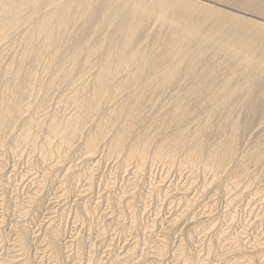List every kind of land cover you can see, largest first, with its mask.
<instances>
[{"label": "bare ground", "instance_id": "obj_1", "mask_svg": "<svg viewBox=\"0 0 264 264\" xmlns=\"http://www.w3.org/2000/svg\"><path fill=\"white\" fill-rule=\"evenodd\" d=\"M204 1L227 7V9H232L244 16L224 14L223 9L220 10L208 3L205 4L198 0H0V45L1 43L3 45V41L7 40L9 38L8 36L14 34L15 30H18L19 33V31H23L22 28H24L29 36H25V33L22 34L23 31L20 33L26 38L23 36L25 39L22 40L23 38L21 36L22 39H20L23 42V44H21L27 48L26 50L24 49L25 51L23 50L22 58H19L22 59L20 62L23 64L24 61L26 62L24 64L25 66L28 64L27 62H30L28 60L32 59H29V57H31L33 53L37 55L39 52L41 53L43 49L47 51L45 52L43 50L45 53L49 51L50 55L48 56H51L49 57L50 67L56 60L63 58L61 59L62 61H59L60 65L57 64L59 66L56 68L59 70L58 72L56 71V74L54 71L55 75L53 78L50 75H53L54 69L50 70V72L52 71L50 73L49 69L51 68L49 67L48 69L49 65L47 64V66L45 64L48 73H50L48 75L51 81H49L50 83L48 82L49 85L46 83L45 90L47 92L45 96L50 94V90H54L51 95L54 96L56 93L58 99L51 95H49V98L51 96V98L57 100V104L55 105L63 106H60L61 108L58 109H55V107L52 108L54 112H49L48 114L47 112L49 111L50 105L48 108H46L47 105L45 103V106L39 105L37 112L44 115H41L42 117L39 121L36 119V126L34 128L37 132H33L34 128L31 124L35 121H33V119H35L36 114L34 118L32 117L33 119L31 116L26 118L28 111L23 110L20 103H24L27 98L22 99L23 102L17 103L19 101V96L15 94V91L17 88H20V78H23L26 74L30 78L31 76L33 77L31 73L34 72L30 70L36 66L34 63L37 61L31 62L35 65H33V67L30 63L27 65L29 68L30 66L32 67L29 70L30 73L26 71L27 67L25 68V66H22V63L15 62L14 53H12L13 58H11L7 53L9 50H4L7 51L5 53L11 58V62L6 65V68H3L4 71L1 70L2 73H4V75L1 76L5 78L4 76L10 75L14 83H11L13 85H8V83L5 84V79L2 80V78H0L2 83L4 82L3 84L8 87L11 86L9 88L4 87L6 91L0 88L1 91L4 92L3 95L1 94L2 92H0L2 95H0V146L4 148V145L10 141H8V139L14 137L12 139L15 142L14 150L19 148L23 152V149L26 148L34 150L39 148L45 156H54L53 154L55 152L57 153L55 147L62 145L65 146L66 151L64 154L66 155L67 153V158L69 156L68 154L71 153L73 149L76 151L74 147L79 144L86 162L92 164L90 168H98L101 162V160H98V156L100 155L102 145L106 144L108 155L116 156L118 159L120 158L122 160L120 168L124 173L131 174L132 178L135 180H143L150 176L152 187H155L159 183L154 180V174H151V169L156 163H162L169 171L175 169L178 172L180 170H187L193 173V175L195 173L197 174L199 171L206 172L207 174L210 173L212 175L211 179L209 182L204 183V187L202 186L205 192L217 185L221 188V183L218 181L221 177L220 175L230 174L227 178L224 176V182L222 181L224 183L222 186L225 191L227 192V190H230V193L233 192L231 197L227 200L226 211L217 214L218 217L216 218V215L213 216L215 204L214 206L210 204L212 205L210 206V213L207 212L208 214H205L207 217L209 215L208 225L204 227L202 224H198L202 225L203 231L210 230L206 232H213L214 235H212L214 238L220 236V239L225 240L221 235L215 233L217 224L215 223L216 225H214V222L218 220V223L220 221H232V212H234L233 210L237 208L239 203L242 204L241 201L244 195L248 194L247 196H251L250 198L253 197L251 199L252 201H256L254 199L257 197L256 192L262 188L257 187L263 184L264 181V116L261 113L264 112V23L245 17H255L264 21V0ZM11 31L13 33L9 35ZM33 40L36 41L35 45L32 43L34 42ZM16 43L10 46L13 47V45H16L17 47ZM7 44L9 45V43ZM31 44L34 45L31 49L35 48V51L32 50L30 55L28 52L30 49L28 47H30ZM2 48L4 49L5 47ZM19 48H22V46L20 47L19 45ZM3 49L0 50L2 51ZM10 51L12 50L10 49ZM13 51L16 52L17 50ZM5 53L4 55L2 52L0 54L5 56ZM16 55L18 56V54ZM37 56L41 55L38 54ZM42 57H36V59H41L43 61ZM44 57L47 56L44 55ZM44 59L47 60L46 58ZM2 60L0 61L2 62ZM33 60L35 61V58ZM41 60H39V62H41ZM8 61L6 60L5 62L7 63ZM44 62L47 63L46 61ZM1 64L4 65L5 63L3 62ZM81 64L85 66L83 68L87 69V71L89 68L94 70L91 78L85 81V83L83 82L82 85L81 81L84 80L81 79L84 73L81 74L77 72L76 74H80L78 79L77 75L74 73L75 70L77 71L78 66H82ZM20 65L22 68L24 67L25 70L22 69ZM42 66L44 67V65ZM35 68L37 69L38 66ZM35 68L33 70L36 71ZM83 68L81 69L83 70ZM125 74L124 80H117L119 76ZM28 77L27 79L23 78L24 80L22 83L26 80L25 84H29ZM42 77L41 75L38 79ZM30 80L31 79H29V81ZM34 80H36V78ZM34 80L32 78L30 82L32 83ZM39 81L41 83L42 80L40 79ZM45 81L46 79L44 78V85ZM78 81H80V83ZM16 83H19V86H15L17 85ZM40 83L38 84L36 82L38 87ZM76 83H79L80 86ZM25 84L22 86H25ZM64 85H67L66 89L62 87ZM32 87L34 88L33 85ZM28 88H31V86ZM22 89L23 88H20V90ZM37 89L39 88H36V90ZM25 90L27 91V89ZM26 91H24V89L22 92L20 91V93H23L22 95L20 94V97H23ZM31 92L33 94V91ZM31 92L29 94H31ZM14 94L18 97L17 102L14 101ZM122 94H124L123 96H125V99H129V102L132 101L131 99H134V102L132 101L133 104L127 106V111L125 108L124 110L126 112H123V107L127 105L124 101L123 103L125 105L122 104V108L115 107L116 109L110 118L105 116V121L102 122V124L104 123V127L99 126V128L97 127L95 130L90 129L88 126H90L92 122V125H94V119L98 118L99 115H104L105 112L101 114L102 109L105 111L103 106L106 107L105 104L107 105V102L112 103L114 100L118 101ZM158 94L159 96L162 94L166 96L159 97ZM45 96L43 98H45ZM81 97L84 100L82 103H78ZM117 97L118 99H116ZM122 98L120 97V99ZM128 99L126 101H128ZM146 99L148 102H146ZM42 100L41 102H46V100ZM119 102L121 103V100ZM143 102L150 103L151 106ZM111 103H109L108 108L115 105L114 102L112 103L114 105ZM9 104L12 106L16 104L15 108L8 109L7 107ZM51 105H53V103H51ZM144 105L149 109L148 112H146L147 110ZM72 107H74V111L70 112ZM128 107L130 108L128 109ZM143 107L145 111H142L145 113H142H144V115L149 113L150 115L148 117L151 118L152 121H142L139 112H141ZM144 115L142 118H144ZM147 115L145 119H147ZM259 115H261L260 118L263 116L261 119L262 121L258 119ZM99 118H102V116H99ZM119 120L121 121L117 122ZM22 122H24L23 125H21ZM196 123H199L200 126H197ZM253 130H257L258 134L256 132L254 134ZM250 131H253V136L249 133ZM40 132L42 134L40 135L43 136V140L40 139V136V138L37 136ZM245 135H248V137L251 136L252 139L244 138ZM160 136H163L162 139L155 143L154 139L157 137L159 139ZM38 139L42 141L38 142ZM240 140L241 145L239 143ZM242 141L245 143V146L243 145L245 148H242ZM237 145H240V147L242 146L241 149L239 148L240 152L243 150V153L241 152V154H243L241 160L238 159L240 155L237 154V152L239 153ZM21 150H18L19 153H21ZM61 153L57 155L59 160L57 163H65L68 161V163H65V172L63 175V197H65L71 195L70 193L76 189V185L81 178H92V176L91 174L89 175L87 171L81 172L76 170L78 167H75V164L72 165L70 163L71 161L69 162L71 157L65 159V157L61 156ZM105 156H107V154H105ZM99 159H101V157ZM132 160H135V163L134 167L130 168ZM129 178H131V176ZM115 179L112 181L109 180L108 186H113L114 188ZM246 179H248V182L245 187L239 190L240 181ZM167 180L166 178V181ZM161 185L162 184H159L157 186L160 187ZM192 185L193 183H190L188 185L189 188L185 186L183 189L181 188V192L177 193L179 198L181 197L182 200L186 201V205L183 206L185 208L187 206V210H191L196 203V200L189 197L190 190H192L190 186ZM167 187L168 189L171 188L170 185ZM218 187H216V191L222 190L223 188L219 189ZM254 187H256V189ZM232 189L236 192L232 191ZM111 190L113 191L114 189ZM111 190L109 189L110 192H108L109 194L107 193L108 195L107 197L105 196V198L108 205L113 209L120 206L125 198L123 199V195L120 197L123 191L118 195L119 192L114 193V191L111 192ZM127 191H129V189H127ZM165 192L168 193V191ZM84 194L85 192L82 195ZM167 197H169V195ZM210 197L211 196H209V198ZM128 202L129 201L125 204H128ZM124 208L128 209L127 215L129 214L130 216L131 224L137 229L139 223L137 221L138 216L136 212L138 211L133 210L130 205ZM262 210L263 214L261 213L262 216L260 217L263 222L264 208ZM113 211L114 209L112 210V215H114ZM65 212V209L57 211V209L54 210L53 208L50 213H53V215L55 214V217L50 219L51 221L46 224L43 234L47 242V251L58 261V264H60L59 260L63 256L61 250L62 244L60 242L63 241V239H61L62 233L60 225L66 214ZM93 212L94 208L90 203L82 201L75 212V218L90 223V220L92 221L91 216ZM182 213L184 214V212ZM179 214H176L175 219L169 221V224L173 227L179 225L183 218H185L181 212H179ZM206 216L204 218H207ZM201 217L203 218V216ZM197 222L199 221L197 220L194 224L197 225ZM145 230L146 233L143 232L144 245H149L151 242L148 240L149 229L145 228ZM202 230L193 228L192 230H187L184 235L182 234L183 238L180 243V254L177 255L180 257L179 264H204L206 259L203 258L204 255L200 253L202 251L196 246L198 245L197 236L200 235L199 233L203 232ZM255 237L254 244L252 242L253 247L250 249L252 250L251 252L243 245L245 242L241 245L243 241L241 240L242 238L239 239V236L238 238L236 236L230 242L228 240L229 244L225 241L232 251H230V256L233 255L240 260L244 259V261L239 264H257L260 256L264 254V238ZM28 240L27 229H19L14 244L18 250H16L17 255H14V258L12 257L13 259L10 260L12 264H31ZM165 242L160 247L155 246L157 251L154 250V254L151 253L153 255V257H151L153 260L152 264H160L163 259L167 257ZM139 245L140 242L137 240L128 250L117 254L107 262L102 260L99 264H142L146 259L142 260L141 257H137ZM227 252L229 253V251ZM139 258H141L142 261L138 260ZM88 264L93 263L89 262Z\"/></svg>", "mask_w": 264, "mask_h": 264}, {"label": "rangeland", "instance_id": "obj_2", "mask_svg": "<svg viewBox=\"0 0 264 264\" xmlns=\"http://www.w3.org/2000/svg\"><path fill=\"white\" fill-rule=\"evenodd\" d=\"M198 1L199 2H203L205 4L208 3L209 5L214 6V7L218 8V9H220V10L223 9V13L224 14L244 16L241 13L236 12V11H234L232 9H229V8L227 9V7L218 6V5L214 4V3L207 2V1H204V0H198ZM245 17H247L249 19H252L254 21H259L261 23H264V21H262V20H260L258 18H255V17H250V16L249 17L248 16H245ZM22 29H23L24 32L19 29L20 30L19 33H18V30H15V31L13 30L15 33L12 34L13 32L11 31L9 33V35L12 34L11 35L12 38H11V36H8L10 39L8 38L7 40H4L3 41V45H2V43L0 45L1 46L0 49H3L2 47H5L2 51L0 50L2 52V54L4 55V53L9 50L7 52L8 55L11 56V58H13V55H14V57H15L14 60L17 63L22 60L21 58L23 56V50L24 49L26 50V48H27V47L25 48L22 45L23 44L22 40H24L26 38L25 36H29V35H27L28 32L26 31V29H24V28H22ZM16 31H17V33H16ZM20 32L21 33L23 32L22 34L25 33L26 35L25 36L24 35H21ZM21 36H22L23 39L21 38ZM6 42L9 43V45ZM10 42H13V43H10ZM16 42H19V43H16ZM15 43L17 44V47H16V45L15 46L13 45V47L10 46V45L15 44ZM32 43L35 45L36 44V41H34ZM33 44H31V46L28 47L30 50L27 49L28 52L30 53V55L32 53V50L35 51V48L34 49H31V47L34 46ZM7 45H8V48H7ZM19 45H20V47L22 46V48H19ZM9 47H11V48H9ZM10 49L12 51H10ZM4 50H7V51H4ZM13 50H17V51L14 52ZM43 50L45 52H47L45 49H43ZM43 50H41V53L40 52L38 53L41 56H37L38 55L37 53H36L37 55H35L33 53L34 55L32 54V56L29 57V59H31V58L32 59L31 60H28L30 62H27L28 64H26V66L24 65L26 63L25 61H24V64L22 62H20V63L23 64L22 66H25V68L27 67V65H29V63H30V65L32 67H33L34 64H36V66L34 65L35 67L38 66L37 69L35 67H33V69L35 68L36 71L33 70V69L30 70L32 68L31 66H30V68L27 67L28 70L26 69L27 72L29 70L32 71V72H34V73H31L29 71L31 74H33V77L31 76V78H30V77H28L27 74H26L27 76L25 75L26 77L25 76L23 77L25 79H27V77H28L31 80H32V78H33V80L36 78V80H34V82L32 81V83H34V84H32L30 82L31 80L29 81V79H28L29 84H32L35 89L32 87V85H29L28 83L25 84V81L26 80L22 83V81L24 80L23 78H20L19 79V80H21V81H19V83H21V84H19V83H16L17 85L14 84L15 86H19L20 85L19 87L20 88H23L24 91H26L25 89H27V91H26L27 93L24 92L23 97H20V94L21 95L23 94V93H20V91L22 92L23 89L20 90V88L18 89L16 87L17 90L15 91V94L16 95L18 94L17 96H19V101H18V97H16L15 94L13 96H14V99H15L14 101H16V102L18 101L17 103L23 102L22 99H24V98L25 99L26 98L28 99V100L26 99L24 101V103H20V104H21L23 110L28 111L27 112L28 114H26V118L29 117V116H31V118L32 117L34 118V116L36 114L35 119L32 118L33 121L35 120L31 124V126L33 128L36 126V124H35L36 121H37L36 119H38V121H39V119H41V117L44 115L42 113L39 114L37 112V109L39 108V105L42 106L45 103L47 105L46 108H48V106L50 105L49 106V109H48L49 110L48 112H47V109H46V112L48 114H49V112L50 113L54 112L53 111L54 109H52V108L55 107V109H58V108H61L60 106H63V105H55V104H57V100H55V98H51V96H53V95H51V93L54 92V90H50L49 91L50 94H48L47 96H45L46 95V92H47L45 90L46 83L48 84V82L50 81L48 74H50L52 72V71L50 72V70L54 69L53 70V73H52L53 75H50L52 78L54 77V75L56 74V71L58 72V70H59V69L57 70L58 66L60 65V62L59 61L61 59H63V58H60V60L59 59L56 60L54 63H52V65L50 67L49 57H51V56H48V55H50L49 54V51H48V53H45ZM3 51H4V53H3ZM17 52H19V53H17ZM7 53H5L6 54L5 55L6 57L5 56H2V54H0V57L1 56L4 57L7 61L10 59L6 63L5 62L6 60L4 58H2V57L0 58V60L3 59L2 62L1 61L0 62L1 63H3V62L5 63L4 65H2L0 63V66L1 65L3 66V67L1 66L2 69L0 68V72L1 73H2V71H4L3 68H6L7 67L6 65L9 62H11V58H9V56L7 55ZM9 53H11V54H9ZM12 53H14V54L12 55ZM16 54H18V56ZM42 55H43V57H42ZM44 55H46L48 58L47 57H44ZM33 56L35 58V61L33 60L34 59ZM19 57H21V58H19ZM36 57H38V58H41L42 57L43 61L41 59H38L37 60ZM44 58H46L48 61L45 60ZM39 60H41V62H39ZM32 61L33 62H36L37 61V62L33 64V63H31ZM44 61H46L47 63H45ZM42 62H43V64H42ZM45 64L46 65L47 64L49 65V66L47 65L48 66V69H49V67L51 68V69H49V72L50 73H48V70L46 69L47 67H46ZM57 64H59V65H57ZM42 65H44V67ZM53 65H55V66H53ZM22 66H21V68H22ZM78 67H77V71L75 70L74 73L75 74L77 72L78 73L80 72L81 74L84 73V74H82L83 77L81 79V80H84V81H81V85H82L83 82L85 83V81H87L88 79L91 78V76L93 75L94 70L92 69L93 70L92 71L89 68L88 71H87V69L83 68V67H85L83 65L80 66L79 68ZM81 68H83V70ZM22 69H24V67ZM79 69H81V70H79ZM43 70H46L47 72L46 71H43ZM54 71H55V74H54ZM90 71H92V72H90ZM42 72H45V73H42ZM1 73H0V76L1 75H4V73H2V74ZM39 73H40V75H39ZM41 75L43 77L40 78V79L42 80L41 83H43V84H41L40 81H39L40 79H38L39 77H41ZM46 75H48V76H46ZM76 75H77V79H78L80 74H76ZM36 76H38V77H36ZM44 76H46V77H44ZM125 76H126V74L123 75V76L121 75V76L118 77L117 80H124L125 79ZM4 77L5 78H2V76H1L0 78H2V80L5 79L4 80L5 81V84L8 83V85H13V84H11L13 82V80H11V76L10 75L9 76L6 75ZM6 77H7V80L9 79L8 81L6 80ZM86 77H87V79H86ZM44 78L46 79L45 85H44ZM47 79H48V81H47ZM35 81L38 84L40 83V86L39 87H38V84H36ZM78 82L80 83V81H78ZM3 83L1 81L0 88L1 89L2 88L4 89V87L7 88L8 86H6ZM79 83H76V84H78V86H80ZM24 84H25V86H22ZM41 85H42V88H41ZM29 86H31V88H28ZM35 86H37V87H35ZM64 86H62V87L66 89L67 85H64ZM9 87H11V86H9ZM36 88H39V89L36 90ZM63 88H62V90H63ZM1 89H0V92H2ZM32 89H34L35 91L32 90ZM18 90H19V93H18ZM42 90H43V92L45 94L42 92ZM3 91H6V90L4 89ZM31 91H33V94H32ZM30 92H31V94H29ZM3 93L4 92H2L1 94L3 95ZM25 93L27 94V96H26ZM28 95H30V96H28ZM49 95H51L50 98H49ZM123 95L124 94H122L121 96L119 95L121 98L123 97L122 99H120V97L118 96L119 97V100L118 101H116V100L113 101L115 103V105H117V106H115L114 104H112L113 102L112 103L111 102H107V105L105 104V106L107 107L108 113L106 111V107L103 106V108H105V111L102 109V113L101 114H103L104 112L105 113H104V115H99V116H102V118H99V116H98V118H99L100 121L98 120V118H95L94 119V125H92L93 122L91 124L92 125V128H91V125L88 126V127L90 129H94V130L97 127L99 128V126L100 127H102V126L104 127V125H103L104 123L102 124V122L105 121V118L107 116H108L107 118H110L113 115V113H114V111L116 109L115 107L122 108L123 105L127 104V105H125L123 107V112L125 111L124 110L125 108H126V111H127V106L129 104H130L129 106H131V104H133L132 101L134 102V99H131L132 101L129 102V99L128 98L125 99V96H123ZM44 96H45V98H43ZM158 96H159V94H158ZM160 96L163 97V96H166V95H163L162 94ZM53 97H57V94L55 93ZM118 97L116 99H118ZM46 98H48V99H46ZM81 98L79 99L80 102L78 101V103H82V101L84 100L83 98L82 99ZM42 99L46 100V102L44 100H42ZM57 99H58V97H57ZM127 99H128V101H126ZM41 100L44 101V102H41ZM47 100H49V101H47ZM120 100H121V103L119 102ZM51 101H53V102H51ZM115 101L117 102V104H116ZM143 101H145V100H143ZM16 102H14V103H16ZM146 102H148L147 99H146ZM146 102H143V103L149 104L148 106H151V104H153L150 101L149 102L151 104L150 103H146ZM51 103H53V105H51ZM109 103H111L112 105H114L113 106L114 107V110H113V107H109L111 109L108 108ZM143 103H142V105H143ZM15 105L13 104V106H12L11 104H9L7 108L8 109H11V108L13 109V108H15ZM144 107L146 108L145 105H144ZM144 107L141 109V112H139L140 113L139 116L141 117L142 121H148V122H150V121H152V119L148 117L150 115L149 113H146L144 115V113H145L144 112L145 111ZM72 108H73V110H72ZM72 108H71V110L70 109H68V110H70V112L71 111L73 112L74 111V107H72ZM129 108L130 107H128V109ZM142 110H144V111H142ZM146 110H147L146 112H148L149 109L146 108ZM109 111H110V113H109ZM142 112H144V113H142ZM67 113H69V112H67ZM261 113L264 116V112H261ZM142 114L144 115V118H142V116H143ZM146 115H147V119H145L146 118L145 117ZM260 116L261 115H259L258 119L260 121H262L261 119H262L263 116L261 118H260ZM103 118H104V120H103ZM120 121L121 120H119L117 122H120ZM263 121H264V118H263ZM30 122H32V121H30ZM99 123H101V124H99ZM23 124H24V122L21 123V125H23ZM95 125H96V127H95ZM198 125L200 126L199 123L197 124V126ZM34 131H36L35 128H34L33 132ZM253 131H254V134H255V132L256 133L258 132L257 130H253ZM253 131L252 132L250 131L249 133L252 134ZM40 134H41V132L37 136L38 137L40 136L41 138L40 137L39 138L43 140V138H42L43 136H41L42 134L41 135ZM245 136H244V138L252 139L251 136L250 137H248V135H245ZM252 136H253V134H252ZM162 137L163 136H160L159 139H158V137L156 139H154L155 143H157L158 140L162 139ZM13 138L11 137L10 139H8V141L9 140L10 141L9 142L7 141L8 143L6 142L7 144H5L6 146L4 145V148H3V146L2 147L0 146V175H1L0 176V198H1L0 199V223H1L0 224V264H7V263L8 264H12L10 262V260H12L14 258V255H17V251L16 250H18L17 247H15V245H14L15 244L16 235L18 234L19 229H23V228L27 229V233H28V239H29L28 240V242H29L28 243L29 244V247L28 248H29V251H30L29 252L30 253L29 256H30V259H31V264H58V261L54 257H52V254L50 252L47 251V242L45 241L46 239L44 238L45 236L43 235L46 224L49 221H51L50 219H52L53 217H55L54 216L55 214L53 215V213H50L53 208H54V210L57 209V211L60 210V209H65V211H66L65 212L66 214L64 215L63 220H62V223L60 225V227H61V233H62L61 234L62 235L61 236V239H63V241H64V242L63 241H60L61 244H62V246H63V247L61 246V250H62L63 256H62V258L60 257L61 258L59 260V263L60 264H88L89 262H91L93 264H99L102 260L104 262H107V261H109V259H111L112 257L116 256L117 254H120V253L124 252L125 250H128L129 248H131L137 242V240H138V242H140V245H139V248H138L139 251L137 250V257H141L142 260L146 259L145 261L142 262V264H152V261L153 260H152L151 257H153L152 254H154V250H156L155 246L156 247H160L161 245L164 244L165 241H166L165 242V244H166L165 245L166 246L165 247V250H166V256L167 257L165 259H163V261L160 264H179L180 263V261H179L180 260L179 259L180 257H178L177 255L180 254V243H181V239L183 238V235L187 232V230L189 231V230H192L193 228L202 230L203 229L202 228V225L204 227H206L208 225L209 215H208V217L206 215L208 213H210V206H212L210 204H213V206L215 204V206H214L215 212H214L213 216L216 215L215 216L216 218L218 217L217 214H220L222 212H225L226 209H227V206H226L227 205L226 204L227 203V200L233 194V192L230 193V190L229 191L227 190V192H226L225 189H224V187L222 186V184H224L223 183L224 182V176H226V178H227L228 176H230V174H225L223 176L220 175L221 177L219 178L218 181L221 183V185L219 183L220 187L221 188L223 187L222 190L216 191L215 189H217L216 188V187H218V185H217V186H215L213 188H210L209 190H211V191L207 190L205 192L203 190V187H204L203 185H205L204 183L209 182V180L211 179V176L212 175L210 173L207 174L206 172L204 173V172L199 171V172H197V174L195 173L193 175V173H190L187 170H183V171L180 170L178 172L175 169V170L169 171L168 169H166L167 167L164 166L162 163H156L155 165H153V168L151 169V174L153 173L155 175V176L153 175L154 180L156 182H159L157 185L162 184L160 187L156 185L157 188L159 187L157 189L156 186L155 187H152L151 186V178H149L150 176H148L146 179H143V180H135L134 178H132V175L131 174L124 173V171H122L121 168H120L121 167V163H122L121 161L122 160L120 158L118 159L116 156H109L108 153H107L108 149H107L106 144H103L102 145L101 151H100V155L98 156V160L99 161L101 160L100 166L98 165V168L97 167H93V168L91 167L90 168V166H92V164L86 162V159H85V157L83 155V151H82V149H80L79 144H77L74 147L76 151H74V149H73L71 151V153L68 154L69 155L68 157H71L70 158L71 160L69 159V162L71 161L70 163L72 165L75 164L74 166L75 167L76 166L78 167V168H76V170L81 171V172L87 171V173L89 175L91 174L92 178L91 177H88V178L87 177H83V178H81L80 181L76 185L78 188L76 186H74V187H76V189H74L75 191L73 190L70 193L71 195L65 196L68 199L67 200L65 197H63L64 196L63 195L64 194V192H63V180H64L63 175H64V172H65L64 171L65 170L64 169L65 163H68V161L65 162V163L64 162H58L57 163V161H59L58 158H57L58 153H61L62 152L63 154L61 153V156L62 157H65V159L68 158V157L66 158L67 153H66V155L64 154L65 151H66L65 146H62V145L56 146L55 147V150L57 151V153L55 152L53 154L54 156H45L39 148H37V150L36 149L34 150V149L26 148V149H23V152L19 148H16L14 150V147H15L14 143L15 142H14V140H12ZM40 139H38L39 140L38 142H41L42 141ZM240 142H241V140L239 141V143ZM243 143L244 142L242 141V146L243 145L245 146V143L244 144ZM240 145H241V143H240ZM240 145H237V148H238V151H239V153L237 152V154L240 155L239 156L240 158H238L239 160H241L242 157H243L242 156L243 154H241V152L243 153V150L241 152L239 150V148L241 149V147H242V146L240 147ZM244 146L242 148H245ZM17 149L18 150H21V153H19V151ZM105 154H107V156H105ZM100 157H101V159H99ZM103 158H104V161H103ZM63 161H65V160H63ZM86 163H87V166H86ZM134 163H135V160L134 161L132 160L131 163H130V168L131 167H134ZM130 176H131V178H129ZM157 177H158V179H157ZM263 177H264V170H263ZM101 178H103V179H101ZM112 178L113 179L116 178L115 181H114L115 182L114 183V185H115L114 188H113V186H108L109 180L112 181L113 180ZM166 178L169 181L168 180L166 181ZM222 178H223V180H222ZM160 179H161V181L164 180L163 181L164 183L161 182ZM157 180H159V181H157ZM247 180L248 179L240 181L239 190H240V188L242 190L245 187L246 183L248 182ZM50 182H51V184H50ZM190 183H193V185L190 186L192 190H190L191 192H190V196L189 197H191L192 199L196 200V203H195L194 207H192L191 210H189V209L187 210V206H186V208L184 207L186 205V201L185 200H182L181 197H180L181 198L180 199L179 198V195L177 196V193L178 192H181L182 189H183V187L188 186ZM242 183H243V185H242ZM39 184H40V186H39ZM169 185L171 187V188L169 187L170 189H168V187H167ZM240 185H241V187H240ZM165 186H166V188H165ZM124 187H126V188H124ZM40 188H42V189H40ZM153 188H155V189H153ZM188 188H189V186H188ZM221 188H219V189H221ZM254 188L256 189V187H254ZM257 188H261V189H259V190L257 189L258 190V192H256V196L257 197L254 198L256 201H254V200L252 201L251 199L253 197L250 198L251 196H247L248 194H245L244 197H243V200L241 198L242 204L239 203L241 206L238 204L237 205V208H235V210H233L234 212H232V217H233L232 218L233 219L232 221H230V222H228V221H226V222L225 221H220L218 223V221H219L218 220V221L214 222V225L217 224V226H218V224H219L218 227L216 226V229H215L216 232L215 233L221 235L222 238H224L225 240L220 239L221 238L220 236H217V238H214L213 232H211V233L210 232H206V231H210V230H206V231H203L202 230L203 232L199 233L200 234L199 235L200 237L197 236V240H198L197 241L198 242L197 244L198 245H196V246H198V249H200V251H202L200 253L204 255L203 258L206 259L205 262H204V264H220V262H221V264H239L240 262L244 261V259H241L240 260L239 258L234 257L233 255H231L233 258L230 256V254H231L232 251H231L230 247L227 245L228 240L230 242L236 236H237V238L239 236V239L242 238L241 240L243 241L241 243V245L245 242L243 245L248 250H250L253 247L254 237L255 236L257 238H259V237L264 238V221L262 222L261 221V217H260L263 214V210L262 209L264 208V199H263L264 198V190H263L264 189V181H263V184H260V186L257 187ZM109 189L110 190L111 189H114L113 190L114 193H116V192L118 193L119 192L118 195H120V193H122L121 191H123V193L120 195V197L123 195L122 197H123V199L124 198L125 199H124V201L122 199V201L124 202V204L127 203V201H129L128 204H125L124 205L123 202H122L121 205L122 204L123 205L122 206L120 205L121 207L118 206L117 208H113L114 209V211H113L114 212V215H112V210H113L112 207H110L108 205V202L106 201V198H105V196L107 197V195L109 194L108 192H110ZM127 189H129V191H127ZM113 191L111 190V192H113ZM165 191H168V193L165 192ZM232 191H235V190L232 189ZM81 192H82V194L85 192V194L82 195ZM124 193L129 198H127L124 195ZM254 193H255V191H254ZM167 194L169 195V197H167L168 196ZM129 195H131V196H129ZM175 195H176V197H175ZM192 195L195 196V197H193ZM209 196H211V197L209 198ZM33 197L34 198L36 197V198L34 199ZM139 197H140V199H139ZM130 198H132V199H130ZM145 199H147V200H145ZM212 199H214V200H212ZM82 201L83 202H85V201L86 202H89L90 205L94 208V212H93V214L91 216L92 218L90 217L92 219V221L90 220V223L91 224L89 222L86 223L84 220L80 221V220H78V219L75 218V212H76V210H77L80 202H82ZM144 201H145V203H144ZM197 201H199V202H197ZM62 203H64V204H62ZM127 205L132 206V209L133 210L138 211V212H136L137 213V216H138L137 217L138 218L137 221L139 223L137 229H136V227L134 228L133 224H131L130 216H129V214L127 215L128 209L124 208ZM181 209H182V211H181ZM179 212H181V214H183L182 212H184L183 215H184L185 218H183V220L181 221L182 223L180 222L179 225H177L176 227L175 226L173 227L172 225L169 224V221L175 219L176 218V214H179ZM185 212H187V213H185ZM185 214H186V216H185ZM73 215H74V217H73ZM204 215L207 218H204L205 217ZM201 216H203V218ZM197 220L199 221V222H197V225L198 224H202V225H198L199 228H198V226L196 224H194V222H196ZM84 223H86V224H84ZM204 223H205V225H204ZM80 228H81V230H80ZM145 228H148L149 229V232H148L149 233L148 234L149 235V238H148V240L151 241V242L149 241L150 242L149 245H144V239H143V237H144V233H146ZM114 229L115 230L117 229V230L115 231ZM218 229L219 230L221 229L220 230L221 232ZM255 230L258 231V232H256ZM242 231H244V232H242ZM142 233H143V235H142ZM225 233H226V235H225ZM244 233H245V235H244ZM14 235H15V237H14ZM252 242H253V244H252ZM87 243H88V245H87ZM224 243H226V244H224ZM226 250L229 251V253ZM39 251H41V252H39ZM251 251L252 250H250L249 252H251ZM138 253H139V255H138ZM223 253H226V254L228 253L229 256H228V254L226 255V254H223ZM150 255H152V256H150ZM263 255L260 256V259H258L257 264H262V263L264 264V256ZM148 257H150V258H148ZM141 258H139L138 260H141ZM235 258H237V259H235ZM148 260H150L151 262L148 261Z\"/></svg>", "mask_w": 264, "mask_h": 264}]
</instances>
